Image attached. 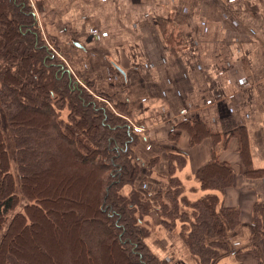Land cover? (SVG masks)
Returning <instances> with one entry per match:
<instances>
[{
  "label": "crops",
  "instance_id": "obj_1",
  "mask_svg": "<svg viewBox=\"0 0 264 264\" xmlns=\"http://www.w3.org/2000/svg\"><path fill=\"white\" fill-rule=\"evenodd\" d=\"M39 16L72 70L146 130L136 160L151 163L150 190L171 175L187 214L209 195L217 213L238 210L214 264H264V0H41ZM211 161L228 185H202ZM177 221L148 244L171 264H201L171 245L183 241Z\"/></svg>",
  "mask_w": 264,
  "mask_h": 264
},
{
  "label": "trees",
  "instance_id": "obj_2",
  "mask_svg": "<svg viewBox=\"0 0 264 264\" xmlns=\"http://www.w3.org/2000/svg\"><path fill=\"white\" fill-rule=\"evenodd\" d=\"M52 47L29 0H0V264H167L148 250L131 214L141 190L119 191L135 179L130 145L138 134ZM60 106L69 109L66 121ZM225 167L211 161L197 176L204 187L228 185ZM165 192L174 203L175 177ZM215 203L205 196L179 215L189 221L180 236L201 264L228 251L215 244L225 221L238 222L237 209L220 215Z\"/></svg>",
  "mask_w": 264,
  "mask_h": 264
},
{
  "label": "rangeland",
  "instance_id": "obj_3",
  "mask_svg": "<svg viewBox=\"0 0 264 264\" xmlns=\"http://www.w3.org/2000/svg\"><path fill=\"white\" fill-rule=\"evenodd\" d=\"M30 5L32 7V10L35 14L36 17V21H37V26L39 31L42 33L44 42L46 43V45H48L49 48H53L52 46L54 45V49H52L54 51V53L59 57V59L62 60V62L67 66L68 70L76 77V79H78L79 81L82 82V80H88L84 75L82 74H77L72 70V64L70 63V53L66 48H62L59 44L58 38L56 36H52L50 33H48L46 31V29L44 28V25L42 23V19L39 18V11L41 9V0H29ZM163 32L165 34V32H169L170 30L167 27L163 28ZM90 81V80H88ZM87 82V87L90 90V92H94L95 94L99 95V98H101L102 100H106L109 105V107L113 110H117L119 112V114L121 113V115L128 120V122L131 125V129L136 131V133L138 135H136V138H134V140L132 141L131 145H130V150L131 151V165L136 166L137 167V171H136V176L135 179L131 181L130 184H124L121 188H120V194L123 196H129L131 189L135 190H141L138 191L140 194L136 195V199H133L131 202H134V213H131L132 216H134V218L139 221V226L142 227L143 231H145V236L143 238V242L146 245V247L148 248V250L156 255L158 258L162 259L163 261H165L167 264H171L168 260V258H163L158 256V254H156V252L154 251V249L148 244L147 240H146V236L148 237L149 235H153V233H155V231H157L158 228L160 227H169L167 225L161 224L160 223V219H170L172 222L176 219L178 220L173 228V231H176V233L178 232V235L181 234L180 230V234H179V227H180V222L183 223V218H181L179 215L181 214V212L183 211V209H185L186 203H184V201L182 202V199H180L179 194H175V202L173 203L171 200V196H167L165 190L168 186V184L170 183V176L169 175L166 180H162L163 182L161 183V185L157 188H152L150 190V183L149 180H147V172H148V168L150 167L151 163H148L149 161H144L141 162L140 160H136V156H137V146L140 143V140L142 139L143 135H146V130L141 126V123L139 121H137L136 119H134L131 115V113L129 112L128 108H127V104L126 101L120 102V100H118L114 95H109L107 93L101 92L100 90H98L96 88V86L94 85L93 81ZM90 83V84H89ZM62 102H57V106H59ZM122 104V105H120ZM61 107V106H60ZM57 108L58 113L60 114V117L63 120H67V115H68V111L69 109L66 106H62L61 108ZM117 112V113H118ZM133 158V159H132ZM146 163V164H145ZM174 188V186H173ZM173 190H171L172 192ZM137 192V193H138ZM177 206V211L176 209L173 208V205ZM21 206V205H20ZM46 207H48V204H45ZM21 207H17V209H20ZM167 214V215H166ZM169 217V218H168ZM185 228H187L186 226H184ZM168 243V242H167ZM164 245V243L162 244ZM171 245L174 246L175 249L179 250L182 248V245L186 246L187 250L188 247L185 244L184 241H179L178 243H172ZM168 243V247L171 246ZM165 246H167V244L165 243ZM215 246L219 249V251L223 250L224 248H227V246L223 243V241H219L215 244ZM169 249V248H168ZM183 250V249H182ZM189 251V250H188ZM192 255V254H191ZM193 256V255H192ZM194 257V256H193ZM196 258V257H194ZM197 260V258H196ZM207 264V263H206Z\"/></svg>",
  "mask_w": 264,
  "mask_h": 264
}]
</instances>
